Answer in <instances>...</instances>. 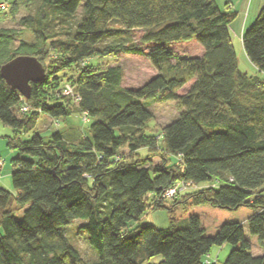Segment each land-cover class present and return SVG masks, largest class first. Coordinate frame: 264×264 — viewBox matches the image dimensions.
I'll return each mask as SVG.
<instances>
[{
  "label": "trees",
  "instance_id": "obj_1",
  "mask_svg": "<svg viewBox=\"0 0 264 264\" xmlns=\"http://www.w3.org/2000/svg\"><path fill=\"white\" fill-rule=\"evenodd\" d=\"M30 2L15 0L10 9ZM38 2L69 17L82 6L73 34L51 35L48 49L64 57L58 59V73L77 69V77L64 84L74 86L78 111L92 122L84 132L60 127L45 140L37 124L45 119L67 123L71 114L62 102L41 99L47 81L53 83L58 75L45 72L41 81L31 83L28 99L0 75V121L13 130L5 139L17 151L10 174L15 193L0 188V264H144L156 255L162 256L158 264H205L207 257L209 264H218L210 251L226 243L234 248L223 264H264V254L250 253L242 224L226 222L207 235L197 215L182 218L183 225L172 216L179 206L184 211L199 205L248 207L253 211L248 232L264 240V4L241 39L255 68L250 75L239 69L232 44L230 24L236 14L222 11L214 0ZM44 19L42 12L20 23L40 39ZM110 22L122 27H109ZM133 29L142 30L138 43L126 41ZM1 38L0 56L5 57L0 66L18 55L34 56L43 65L45 53L35 44H22L20 51L6 55L10 41ZM190 41L202 49L200 55L178 56L169 47ZM121 53L145 57L155 74L127 88L121 85L120 65L99 71L88 64L91 58ZM151 100L174 101L179 112L162 134L146 136ZM23 104L28 111L20 110ZM21 130L34 132L22 141ZM125 146L133 153L130 158L119 152ZM140 148L150 154L140 157ZM158 151L165 153L163 162L151 165L149 158ZM178 182L197 189L167 203L163 192ZM157 211L169 215L167 227L133 226ZM75 219L83 220L80 228L97 261L84 260L70 244L65 227Z\"/></svg>",
  "mask_w": 264,
  "mask_h": 264
},
{
  "label": "rangeland",
  "instance_id": "obj_2",
  "mask_svg": "<svg viewBox=\"0 0 264 264\" xmlns=\"http://www.w3.org/2000/svg\"><path fill=\"white\" fill-rule=\"evenodd\" d=\"M14 1L15 0H0V3L3 2L8 5L6 11H0V34L2 35L1 39L7 36L10 41L9 44L4 47L3 51H6V55H9L15 51H20L21 45L25 43L35 44V50L44 51L43 53L45 54L43 55L42 62L45 68V72L47 74L49 73L50 76L56 74L58 75V78H56L55 81L51 84L49 82L50 79L47 81L48 83L46 82L47 87H45V90L41 93V99L50 103L54 101L62 102L65 107H67L71 112L70 116H68L66 120L67 125L77 127L81 129L82 132H84V130H86L90 126L92 119L88 117L87 120V117L78 111L77 101L74 100L72 96L64 95L61 92L63 89V85L67 80H73L75 77H77V69L67 70V72L65 73L64 71L58 73L57 71L62 68L60 63L61 61L58 59L61 58L63 60L64 57L58 56L53 52H49L48 49L51 35H53V38L55 37L63 39L73 34L76 23L79 20L80 16H82V6L80 5L77 8L75 14L69 17L60 15L56 11H53L49 8L42 9V6H40V2H38L40 0H33V2H30L26 6L17 7L11 10L10 7L14 3ZM260 1L262 2V4H264L263 0ZM257 2L258 0H252L250 7L252 12L257 7ZM42 12L45 16L44 24L42 27V33L45 38L42 37L40 39H36L34 34L29 29H27L26 26L20 23V19L29 15L37 16V14H41ZM255 18L256 17H254V19ZM253 21H250L251 23H248V26L246 28H248L253 23ZM113 24H116L117 28L118 26L122 27L118 22H110L109 27L116 26ZM128 34L126 36L127 42L131 41L138 43L139 37L142 34V30L133 29ZM108 41L111 40H107V42ZM232 44L238 58L239 69L247 72L250 75L255 74L253 66L250 64L243 51L241 41H237L234 38ZM169 47L178 56H194L201 54L199 45L194 41L171 44ZM143 48L146 50L147 46L143 45ZM2 54L4 56H0V62L5 57V53ZM88 64L94 70L99 71L105 70L112 65H120V67L122 68L121 85L127 88L138 87L155 74V70L151 67L147 59L141 55H129L121 53L117 56L91 58ZM189 83L190 82H188L179 91L180 94L187 89ZM67 84L70 83L67 82ZM70 86L73 88V90L75 89L72 84H70ZM147 104L153 117L146 122L145 127L143 128V134L146 136L160 135L162 134V127L177 116L179 112L177 104L174 101L159 102L152 100L148 101ZM62 124H64L63 120H60L59 125H56L53 121L45 119L37 124L35 130L46 140L50 137L51 133L54 130L60 128ZM33 132L34 131L21 130V133L19 135L20 140H28L32 136ZM12 133L13 130L0 121V168L2 167L0 169V188L8 192L10 191L14 194L15 190L13 189L10 176V152L12 151V149L6 146L3 137L7 134L9 136H12ZM119 152L124 156H128L129 158L133 155V153L126 146L120 148ZM158 152V155L152 154L150 156L149 163H151V165L162 164V157L165 156V153L163 151ZM137 154L140 157H147L150 154V151L146 148H140L138 149ZM167 160L171 165H174L176 161L173 157H167ZM176 164L180 165L177 162ZM201 187L203 186H200L199 188ZM196 189L197 188L192 187L187 189L186 191L192 192ZM164 199H166L167 203H171L173 201L171 200V198ZM185 209L186 208H184L183 206L177 207L174 210V213H172V216H176L177 219L180 220L182 218H185L186 220V218L191 214L197 215L200 218L201 225L205 229V233L207 235L214 234L219 226L226 222H238L242 224L244 236L250 243V253L255 256H261L264 254V240L261 241L256 236L250 235L248 232L246 222L253 213L250 208L242 206L237 210H226L211 207L209 205H199L190 207L188 211H184ZM166 216V213L163 211L150 212L141 217V219L133 226L136 227L146 224H153L155 226H168L167 217H169V215L167 217ZM181 222L182 220L180 221V223ZM82 223L83 220L75 219L72 224L65 227L66 233L68 235V240L70 244L79 251L81 257H83L84 260L97 261V252L89 245L86 232L80 228ZM183 224L184 223H181L180 225ZM233 248L234 247L228 243L224 244L223 247L213 246L210 251V257L212 259L216 258L218 264H223L226 256ZM161 260L162 256L156 255L151 257L144 264H158Z\"/></svg>",
  "mask_w": 264,
  "mask_h": 264
},
{
  "label": "water",
  "instance_id": "obj_3",
  "mask_svg": "<svg viewBox=\"0 0 264 264\" xmlns=\"http://www.w3.org/2000/svg\"><path fill=\"white\" fill-rule=\"evenodd\" d=\"M0 75L7 85L28 99L31 83L45 77V68L34 56L18 55L0 66Z\"/></svg>",
  "mask_w": 264,
  "mask_h": 264
},
{
  "label": "crops",
  "instance_id": "obj_4",
  "mask_svg": "<svg viewBox=\"0 0 264 264\" xmlns=\"http://www.w3.org/2000/svg\"><path fill=\"white\" fill-rule=\"evenodd\" d=\"M214 1H215L216 5L219 7V9H221L222 11L235 12V14H236L234 20L230 24V34H231L232 43H233L234 38L237 41H239V40L241 41L242 34H243L244 30L246 29V27L248 26V23H251L250 21H253L254 17H256L255 15L258 14L259 9L263 5L262 2L260 0H258L257 7L252 12L250 9L252 0H214ZM200 51L202 53L201 48H200ZM254 70H255V68H254ZM69 127H71V126H68L67 123H64V124H62L60 129L61 130H67ZM8 136H9L8 134L3 136L6 146H7V141L5 138ZM10 153H11V155H10V162H11L10 163L11 164L10 171L12 172V169H13L12 168V160L16 157L17 151L12 149V151ZM11 172H10V174H11ZM157 212H159V211H157ZM167 220H168V218H167ZM158 227L165 228V227H167V225L166 226H158ZM220 247H223V245Z\"/></svg>",
  "mask_w": 264,
  "mask_h": 264
},
{
  "label": "built area",
  "instance_id": "obj_5",
  "mask_svg": "<svg viewBox=\"0 0 264 264\" xmlns=\"http://www.w3.org/2000/svg\"><path fill=\"white\" fill-rule=\"evenodd\" d=\"M7 7H8V5L6 3H3V2L0 3V9L1 10H6ZM62 94L72 96L74 100H76L77 102L79 101V96L77 95L75 89L73 90V88L70 86V84L66 83L63 85ZM20 110L23 112H26L29 110V106L27 104H23L22 107L20 108ZM192 187L196 188L197 186L191 182H187L185 184L178 182L175 185H173L172 187H169L168 189H166L163 192V197L172 199L176 195L183 193L187 189L192 188ZM211 261L212 260L207 257V259L205 260V264H209ZM214 262H215V260H214Z\"/></svg>",
  "mask_w": 264,
  "mask_h": 264
}]
</instances>
